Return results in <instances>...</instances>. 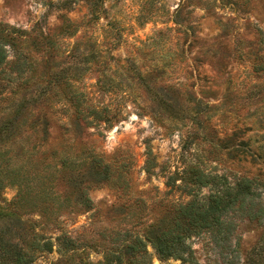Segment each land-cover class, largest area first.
<instances>
[{
	"label": "rangeland",
	"instance_id": "374dc122",
	"mask_svg": "<svg viewBox=\"0 0 264 264\" xmlns=\"http://www.w3.org/2000/svg\"><path fill=\"white\" fill-rule=\"evenodd\" d=\"M0 25L22 34L15 47L5 46L6 71L19 80L18 52L28 56L26 69H35L26 74L34 78L28 91L19 95L28 99L15 121L19 126L0 142L4 158L28 171H41L49 158L52 169L59 161L54 151L67 146L85 163L82 172L90 167L84 160L89 154L116 171L109 181H82L90 209L77 204L76 189L66 182L78 165H69L66 179L54 183L61 201L71 196L60 219L82 245L78 256L97 263L127 236L169 222L172 207L190 199L179 188L188 166L232 182L264 180V0H0ZM56 76H63L53 86L61 93H88L99 106L116 107L121 100L126 119L76 135L70 121L55 114L50 134L43 135L34 122L51 106L46 100L33 105L31 94ZM4 84L0 77V110L12 104L1 101ZM7 114L0 113V124ZM62 123L69 130L65 137ZM26 151L36 154L29 166ZM170 176L176 185H167ZM17 194L18 187L8 185L2 197L9 205ZM207 194L208 188L200 189V197ZM36 216L33 211L23 218ZM238 224L243 262L262 229L247 220ZM56 235L46 232L54 240ZM189 243L199 264H221L209 234ZM147 249L152 264H182ZM59 258L55 244L36 264Z\"/></svg>",
	"mask_w": 264,
	"mask_h": 264
},
{
	"label": "trees",
	"instance_id": "16d2710c",
	"mask_svg": "<svg viewBox=\"0 0 264 264\" xmlns=\"http://www.w3.org/2000/svg\"><path fill=\"white\" fill-rule=\"evenodd\" d=\"M102 1L96 0L97 3ZM68 2L67 4L72 3ZM173 22L179 25L177 20ZM0 27V77L5 83L1 101L8 100L12 103L0 110V113L8 112L5 121L0 124V142H3L6 141L2 140L5 136L11 137V129L19 126L15 121L19 120L21 113L27 108V96L19 95L28 91L25 86L31 85L34 78L26 74L35 69H26L28 56L18 52L14 63H17L16 72L19 74V80L13 78L12 71L9 73L6 71L5 67L10 62L5 46L15 47L22 34L7 26ZM68 79L66 78L67 82L63 84L70 87L71 82H68ZM62 81L63 76H56L46 84H41L34 94H31L35 103L33 105L46 100L51 106L50 111L46 113L42 111L34 122L43 135L50 134V121L54 120L55 114H60L62 120L68 119L76 135L91 126L95 129L102 125L111 128L126 119L122 113L126 106L123 107L119 103L121 100L116 107L113 104L99 106L94 104L88 93H61L53 89V86ZM64 127L66 124L62 123L63 137L69 131L63 129ZM62 150L60 154L54 151L53 160L59 161H55L52 169L49 158L43 159V165L46 167L41 171H28L23 165L15 168V165L11 164L12 159H5L4 154L0 152V225L3 227L0 230V264H36L41 256L53 251L55 244L60 258L50 264H68L72 260H76L75 264H152L148 245L152 246L161 260L174 259L180 260L182 264H199L189 240L204 233L209 234L211 242L217 248L221 264H264V180L245 177L232 182L226 176L206 174L196 166H188L182 171V186L179 188L190 199L172 207L169 222L165 225H150L142 236H127L117 248L106 249L103 260L97 263L90 261L87 255L82 256L83 253L78 256L82 245L78 239L66 232L65 223L60 219L71 196L61 201L54 190V183L59 178L66 179L63 173L69 165H78L75 167V173L68 176L66 182L76 189L77 204L90 209L92 202L87 189L81 186L82 181H109L116 171L110 163H101V157L89 154L90 156H85L84 160L86 162L88 159L91 160L90 167L82 172L79 166L85 165L81 163L83 160L77 156L74 158L75 154L69 152L67 146H63ZM22 155L25 156L28 166L36 157V154L27 151ZM151 167H147L148 173ZM174 184L176 185V179L170 176L167 185ZM8 185L18 187V194L9 205L2 197V192ZM202 188H208V194L200 197L199 191ZM25 210L26 214L23 213ZM33 211L37 213L36 219L23 218ZM244 220L259 226L262 232L259 241L242 262L240 242L235 239V233L239 221ZM51 230L57 232L55 240L51 236H46V232Z\"/></svg>",
	"mask_w": 264,
	"mask_h": 264
}]
</instances>
